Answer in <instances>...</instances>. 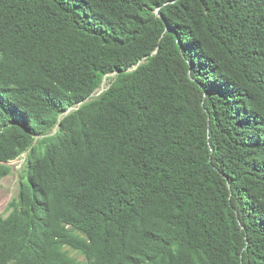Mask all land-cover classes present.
<instances>
[{
	"label": "trees",
	"instance_id": "obj_1",
	"mask_svg": "<svg viewBox=\"0 0 264 264\" xmlns=\"http://www.w3.org/2000/svg\"><path fill=\"white\" fill-rule=\"evenodd\" d=\"M22 153L0 264H264V0H0Z\"/></svg>",
	"mask_w": 264,
	"mask_h": 264
},
{
	"label": "rangeland",
	"instance_id": "obj_2",
	"mask_svg": "<svg viewBox=\"0 0 264 264\" xmlns=\"http://www.w3.org/2000/svg\"><path fill=\"white\" fill-rule=\"evenodd\" d=\"M113 76L114 73L107 75L106 80L109 82V78ZM25 156L26 153H22L5 163L8 172L0 179V215L2 216H6L10 211L9 202L17 199L20 183L25 178Z\"/></svg>",
	"mask_w": 264,
	"mask_h": 264
},
{
	"label": "clouds",
	"instance_id": "obj_3",
	"mask_svg": "<svg viewBox=\"0 0 264 264\" xmlns=\"http://www.w3.org/2000/svg\"><path fill=\"white\" fill-rule=\"evenodd\" d=\"M112 73H114V72H112ZM112 73H109V74H112ZM109 74H108V75H109ZM114 74H115V73H114ZM106 76H107V74L103 77V79H104ZM103 79H102V81H103ZM101 83H102V82H101ZM110 84H111V83L108 82V86H107V88L110 86ZM100 87H101V84L99 85L98 88H96V89L92 92V94H91L90 96H92V97H97L101 92H103L105 89H107V88H105V89H102V90H101ZM100 90H101V91H100ZM93 94H94V95H93ZM81 103H82V101H81ZM77 104H78V103H77ZM77 104H76V105H77ZM75 107H76V106H75ZM70 108L74 109V107H70ZM68 109H69V108H68ZM72 109H71V110H72ZM67 111H68V110H67ZM67 111H66V112H67ZM66 112H65L63 115H65ZM63 115H62V116H63ZM57 128H58V125L54 127L53 132H55Z\"/></svg>",
	"mask_w": 264,
	"mask_h": 264
},
{
	"label": "bare ground",
	"instance_id": "obj_4",
	"mask_svg": "<svg viewBox=\"0 0 264 264\" xmlns=\"http://www.w3.org/2000/svg\"><path fill=\"white\" fill-rule=\"evenodd\" d=\"M108 84V81L106 80V77L103 79L100 89H104L105 86ZM107 88V87H106Z\"/></svg>",
	"mask_w": 264,
	"mask_h": 264
},
{
	"label": "water",
	"instance_id": "obj_5",
	"mask_svg": "<svg viewBox=\"0 0 264 264\" xmlns=\"http://www.w3.org/2000/svg\"><path fill=\"white\" fill-rule=\"evenodd\" d=\"M137 65H138V64L134 65L131 69L136 68ZM107 75H108V74H107ZM101 84H102V83H101ZM101 90H102V89H101ZM101 90H100V91H101ZM203 93H204V92H203ZM93 95H94V94H93ZM203 95L205 96L206 94L204 93ZM80 104H81V102H79V103L76 105V107H74V108H77ZM71 109H72V108H69L67 112H69ZM67 112H66V113H67Z\"/></svg>",
	"mask_w": 264,
	"mask_h": 264
}]
</instances>
